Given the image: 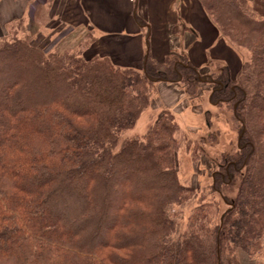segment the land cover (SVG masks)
<instances>
[{
  "label": "trees",
  "instance_id": "16d2710c",
  "mask_svg": "<svg viewBox=\"0 0 264 264\" xmlns=\"http://www.w3.org/2000/svg\"><path fill=\"white\" fill-rule=\"evenodd\" d=\"M197 2L250 53L211 91L239 124L238 155L222 158L203 194L177 178L170 111L122 138L159 83L193 92L202 76L185 56L147 52L141 68L119 67L0 29V264H218L217 249L219 264H241L264 242V18L248 0ZM236 173L221 217L213 195Z\"/></svg>",
  "mask_w": 264,
  "mask_h": 264
},
{
  "label": "rangeland",
  "instance_id": "374dc122",
  "mask_svg": "<svg viewBox=\"0 0 264 264\" xmlns=\"http://www.w3.org/2000/svg\"><path fill=\"white\" fill-rule=\"evenodd\" d=\"M248 1L255 12L264 18V0ZM202 9L199 13L202 18L198 16L200 18L199 20L208 23L205 29L202 27V40L199 31L192 28L190 36L185 30L187 27L183 29L178 27L180 29L179 31L182 32L181 34H185L186 39L184 37L178 38V42L181 43L179 52L169 53L177 57L185 56L188 59L189 56L193 58V50L197 58H193L192 60L196 62L194 61L193 63L190 59L188 60L198 70L200 76H202V80L195 85L191 94L186 93V87L182 84L161 82L156 85L149 106L139 115L135 125L122 135V138L136 135L140 136L146 132L148 126L158 118L163 110L170 111L179 126L177 138L179 139L180 147L176 154L177 178L180 183L195 188L201 194L209 191L212 183V175L217 170V165L222 162V158H236L238 155L239 124L233 118V113L229 105L221 100L217 101L219 98L211 101V91L216 89V80L218 78L221 79L220 74L224 72V67L228 69L230 78L234 77L242 62L248 60L250 57V53L246 49L231 46L229 42L227 43V41L222 39L216 28H214L215 25ZM33 25L29 21L25 26H22L20 23H14L7 27L5 26L6 28L0 24V29L9 38L13 36L12 34L16 29L18 37H22L24 33L31 30L28 32L33 31L34 35L39 38L37 40H42L40 43L44 44L48 42V45H52L53 49L60 52L66 49H82L86 57L95 55L93 54L95 51L93 52L90 48L94 37L88 32L75 44L68 37L72 34L73 30L67 36L68 38L61 37L66 33L62 25H52L49 23L53 28H57L56 36L50 34L52 35L51 37L43 36L35 29V26L33 28ZM59 35L61 38H58L59 43H57L55 39ZM187 38H191V42ZM196 40L198 41L195 42ZM86 41H88V44L83 46ZM217 42L220 43L217 44ZM208 43L209 45L214 44L212 46L214 47L212 52L204 51L203 47ZM165 56L159 57L160 60ZM239 174L236 173L228 183L223 184L222 192H217L216 195H213L215 201L218 203L221 217L223 215L222 213L232 207L230 206L232 202L229 200H232L236 196L239 185ZM223 199H227L228 201L224 202ZM194 204L195 202L190 207H193ZM219 261H217L218 264ZM239 261L241 264H264V242L250 254H240Z\"/></svg>",
  "mask_w": 264,
  "mask_h": 264
},
{
  "label": "crops",
  "instance_id": "0c3cea01",
  "mask_svg": "<svg viewBox=\"0 0 264 264\" xmlns=\"http://www.w3.org/2000/svg\"><path fill=\"white\" fill-rule=\"evenodd\" d=\"M201 9L197 0H46L34 13L33 28L51 37L50 34L56 36L57 28L49 23L62 25L66 33L61 37H70L75 44L88 32L94 37L90 47L93 54L108 56L119 67L141 68L147 52L160 60L159 57L179 50L178 38H185V34L176 25L177 14L189 35L193 28L202 40V27L205 29L208 23L199 20ZM29 16L27 0H0L2 27L14 23L25 26ZM136 16L144 21L143 26L137 23ZM61 37L55 41L59 43ZM213 45L206 44L204 51L212 52ZM194 53L192 50V57L197 58Z\"/></svg>",
  "mask_w": 264,
  "mask_h": 264
},
{
  "label": "built area",
  "instance_id": "2783aa9c",
  "mask_svg": "<svg viewBox=\"0 0 264 264\" xmlns=\"http://www.w3.org/2000/svg\"><path fill=\"white\" fill-rule=\"evenodd\" d=\"M31 4V10H34L35 6L42 4L44 0H28Z\"/></svg>",
  "mask_w": 264,
  "mask_h": 264
},
{
  "label": "water",
  "instance_id": "95a60500",
  "mask_svg": "<svg viewBox=\"0 0 264 264\" xmlns=\"http://www.w3.org/2000/svg\"><path fill=\"white\" fill-rule=\"evenodd\" d=\"M231 206H232V203H231ZM217 261H219V253H218V249H217Z\"/></svg>",
  "mask_w": 264,
  "mask_h": 264
}]
</instances>
